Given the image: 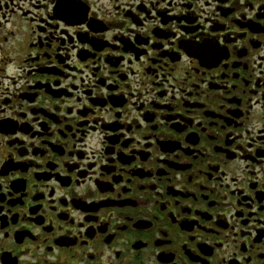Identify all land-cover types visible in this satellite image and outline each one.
Segmentation results:
<instances>
[{"label": "flooded vegetation", "instance_id": "af4514ba", "mask_svg": "<svg viewBox=\"0 0 264 264\" xmlns=\"http://www.w3.org/2000/svg\"><path fill=\"white\" fill-rule=\"evenodd\" d=\"M0 264H264V0H0Z\"/></svg>", "mask_w": 264, "mask_h": 264}]
</instances>
